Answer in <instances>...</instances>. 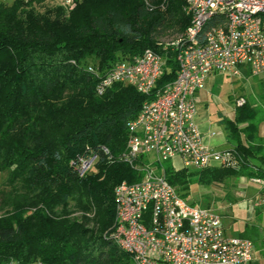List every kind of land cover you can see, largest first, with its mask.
I'll return each instance as SVG.
<instances>
[{"label": "trees", "instance_id": "trees-1", "mask_svg": "<svg viewBox=\"0 0 264 264\" xmlns=\"http://www.w3.org/2000/svg\"><path fill=\"white\" fill-rule=\"evenodd\" d=\"M44 1L0 0V171L9 170L0 192V264H133L110 234L114 186L142 175L121 155L144 95L120 83L97 95L85 65L103 71L146 48L163 53L159 38L179 35L190 18L182 0H74L71 9L37 11ZM166 57L157 85L176 74L173 53ZM263 120L264 108L236 106L224 119L232 165H163L167 181L184 199L192 183L264 182ZM91 156L93 166L79 176V158Z\"/></svg>", "mask_w": 264, "mask_h": 264}, {"label": "built area", "instance_id": "built-area-1", "mask_svg": "<svg viewBox=\"0 0 264 264\" xmlns=\"http://www.w3.org/2000/svg\"><path fill=\"white\" fill-rule=\"evenodd\" d=\"M182 2L190 22L182 33L161 43L163 53L146 48L103 71L92 63L85 65L96 78L97 95L116 83L131 85L144 95L136 117L127 123L121 155L142 175L114 186L110 237L133 264H246L253 256L252 241L226 236L214 210L182 198L167 181L163 162L177 158L180 164L174 169L193 170L232 165L231 151H212L202 141L195 121L197 92L211 73L237 76L241 66L253 74L264 72V0ZM62 4L71 9L75 3ZM167 51L173 53L176 74L157 85L167 70ZM243 102L240 98L236 104ZM94 161L95 156L79 158L78 175L89 171Z\"/></svg>", "mask_w": 264, "mask_h": 264}, {"label": "crops", "instance_id": "crops-1", "mask_svg": "<svg viewBox=\"0 0 264 264\" xmlns=\"http://www.w3.org/2000/svg\"><path fill=\"white\" fill-rule=\"evenodd\" d=\"M249 73L253 76L264 74H253L248 67L241 66L237 76L229 77L241 78ZM218 74H209L205 78L204 88L197 92L195 121L206 147L212 151H226L233 147V142L227 136L224 119H233L238 97L220 114L221 117L218 115L219 118H213L208 110V90L213 82L212 76ZM216 121L221 125L215 123ZM257 133L264 139V120L258 124ZM232 180H235L233 186L228 190H220L222 194L214 206V211L220 217L226 236L244 237L252 241L253 256L246 264H264V182H252L245 178Z\"/></svg>", "mask_w": 264, "mask_h": 264}, {"label": "rangeland", "instance_id": "rangeland-1", "mask_svg": "<svg viewBox=\"0 0 264 264\" xmlns=\"http://www.w3.org/2000/svg\"><path fill=\"white\" fill-rule=\"evenodd\" d=\"M7 1L10 3L12 0ZM62 1L63 0H45L42 3H35L34 7L37 11H43L47 6L56 5L62 3ZM175 36L176 35H163L159 38L160 43L170 41ZM212 79L213 82L210 84L208 90V110L213 118L217 119L221 117L220 114H223V111L233 104L232 102L236 97H238V99L242 98L245 102H250L262 109L264 108V74L253 76L249 73L244 76L242 75L241 78H231L229 76L218 74L212 76ZM235 106H238L236 102ZM215 123L219 126L221 125L217 121ZM179 164L177 158L163 162V165L174 166V168H178ZM188 169L193 170L192 168ZM8 172L9 170L0 171V192L3 189H8V186L6 185ZM232 183L235 184V180L225 184H212L209 186L192 183L186 200L189 202H196L198 205L209 207L214 210V206L222 194L220 190H228L230 186H233ZM78 214V212L75 213V215ZM33 264L41 263L35 262Z\"/></svg>", "mask_w": 264, "mask_h": 264}]
</instances>
